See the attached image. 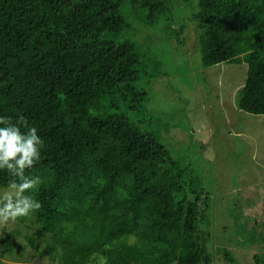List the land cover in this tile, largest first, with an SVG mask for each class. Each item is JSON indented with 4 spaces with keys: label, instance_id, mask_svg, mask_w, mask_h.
<instances>
[{
    "label": "trees",
    "instance_id": "trees-1",
    "mask_svg": "<svg viewBox=\"0 0 264 264\" xmlns=\"http://www.w3.org/2000/svg\"><path fill=\"white\" fill-rule=\"evenodd\" d=\"M187 23L204 68L247 65L238 106L264 115V0H0V116L44 141L25 171L42 208L0 233V256L22 258L25 231L29 258L56 264H212L210 195L146 110L169 73L154 36L179 46Z\"/></svg>",
    "mask_w": 264,
    "mask_h": 264
},
{
    "label": "rangeland",
    "instance_id": "rangeland-1",
    "mask_svg": "<svg viewBox=\"0 0 264 264\" xmlns=\"http://www.w3.org/2000/svg\"><path fill=\"white\" fill-rule=\"evenodd\" d=\"M182 36L185 42L179 46L154 36L169 73L148 87L146 110L173 156L198 175L210 195L208 214L216 235L210 239L212 264H252L255 253L264 252L259 242L264 237V115L238 106L246 64L204 68L195 26L187 23ZM19 229L16 221L0 222V233ZM27 233L14 234L25 255L0 256V264H35L36 257L28 256L33 248ZM39 264L56 263L45 257Z\"/></svg>",
    "mask_w": 264,
    "mask_h": 264
},
{
    "label": "clouds",
    "instance_id": "clouds-1",
    "mask_svg": "<svg viewBox=\"0 0 264 264\" xmlns=\"http://www.w3.org/2000/svg\"><path fill=\"white\" fill-rule=\"evenodd\" d=\"M21 124L26 125L23 116L15 124L10 117L0 116V125H3L0 126V170H6L12 177L0 193V222L4 223L29 217L42 208L34 196L41 178L26 176L25 171L39 162L44 141L35 127L25 133L21 131ZM97 264H107L106 257L100 256Z\"/></svg>",
    "mask_w": 264,
    "mask_h": 264
},
{
    "label": "water",
    "instance_id": "water-1",
    "mask_svg": "<svg viewBox=\"0 0 264 264\" xmlns=\"http://www.w3.org/2000/svg\"><path fill=\"white\" fill-rule=\"evenodd\" d=\"M40 260H41V257H40V256H37V257H36L35 264H39V263H40Z\"/></svg>",
    "mask_w": 264,
    "mask_h": 264
}]
</instances>
